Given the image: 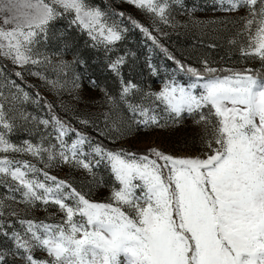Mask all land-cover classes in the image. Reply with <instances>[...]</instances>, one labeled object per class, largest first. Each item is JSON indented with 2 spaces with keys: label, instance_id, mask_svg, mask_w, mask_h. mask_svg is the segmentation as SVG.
Segmentation results:
<instances>
[{
  "label": "snow or ice",
  "instance_id": "obj_1",
  "mask_svg": "<svg viewBox=\"0 0 264 264\" xmlns=\"http://www.w3.org/2000/svg\"><path fill=\"white\" fill-rule=\"evenodd\" d=\"M124 2L164 24L170 22L169 0ZM226 2L229 7L224 8L225 0H220L223 11L245 10L230 22L240 27L229 43L239 41L241 57L259 59L260 69L214 68L207 61L197 69L168 54L188 81L172 74L158 91L143 93L146 106L127 99L140 89L120 77L119 99L131 122L119 112L115 118L111 111L104 112L105 127L97 129L100 136L116 133L119 139L133 126L138 131L163 128L190 118L201 128L204 151L177 157L155 147L146 154L106 149L62 120L38 91L33 97L26 90L35 86L25 80V72L53 88L65 87L32 68L52 66L66 74L76 65L86 67L78 54L70 62L63 59L71 46L67 42L59 52L49 54V41L65 35L53 32L54 21L66 18L69 28L86 32L93 47L103 45L107 52L127 30L117 20L125 13L102 10L89 0H0V60L14 66L6 71L8 65L0 64V184L20 194L18 201L15 196L7 199L24 205L18 211L0 199V217H15L20 225L8 232L0 219V236L13 245L0 247V264H10L9 257L11 264H264V0ZM128 20L158 45L147 27L132 17ZM162 51L167 54V49ZM124 63V57H118L108 67L119 77ZM148 67L153 76L158 75L150 63ZM80 80L77 74L71 82L73 90L81 87ZM89 83L97 87L94 79ZM101 91L114 107L115 97ZM42 100L50 118L32 115L24 107ZM76 119L86 126L93 124L87 117ZM17 132L39 134L40 141L15 143L10 137ZM70 133L75 138L69 143ZM16 155L31 156L44 168ZM57 164L85 170L97 187L105 185L95 179L93 169L104 165L113 181L106 201L90 199L91 189L78 190L46 170ZM38 203L45 210L55 206L59 219L23 218L21 212ZM37 249L45 258L34 256Z\"/></svg>",
  "mask_w": 264,
  "mask_h": 264
},
{
  "label": "rangeland",
  "instance_id": "obj_2",
  "mask_svg": "<svg viewBox=\"0 0 264 264\" xmlns=\"http://www.w3.org/2000/svg\"><path fill=\"white\" fill-rule=\"evenodd\" d=\"M94 6H99L102 10L118 11L125 13L123 18L117 17L121 26L127 29L123 33L120 41L110 45V51H105L104 46L93 47V41L86 32H80L75 26L69 28L66 18L54 21L53 32L64 31L65 35L57 39H51L47 46L49 54L59 52L64 42L71 46L63 52V59L71 61L73 55L78 54L86 62V67L74 66V70H67L66 74L59 72L52 66L32 68L34 71L42 72L49 80L59 81L65 84L64 88H53L38 77L24 73L25 80L35 87L26 88L35 97L38 91L40 96L54 106L55 113L72 127L89 136L93 143H101L103 147L110 150L125 149L138 154H146L149 149L155 147L158 150L177 157L200 155L204 149L200 146L199 133L201 128L194 126L190 118L184 119L179 125H169L163 128H149L137 130L133 126L132 130L125 136L116 139V133L111 137L100 136L97 129H104V112H112L113 118L117 112L125 121L131 122V114L123 101L119 99L120 77L124 81H131L136 84L140 91L134 92L127 99L136 104L144 103L147 100L141 99L143 93L148 90L158 91L164 79H168L172 74H176L181 82H187L188 77L177 71V65L173 60H169L170 54L176 60L194 68H203V62L207 61L209 66L214 68L229 69H260L259 59L242 58L239 52V41L236 45L229 43V40L236 36V31L240 27L237 23L233 27L231 21L238 20V17L245 14V10L239 12H227L221 10L220 0H169V24H164L152 17L146 11L137 9L135 6L124 2V0H89ZM224 8L229 7L226 0ZM128 17H132L139 23L147 27L152 36L158 41L154 44L151 39L144 35L139 29L133 27ZM167 49V54L162 51ZM118 57H124L125 63L120 66V76L118 77L108 67L110 61ZM149 63L157 69L158 75L153 76L148 67ZM0 64H7L6 71L14 68L9 61L0 60ZM19 70V69H16ZM81 76L78 81L81 87L73 90L72 81L76 75ZM17 83H21L14 75L11 77ZM90 79L96 81L97 87L90 86ZM67 81V83H65ZM101 88L115 97V106H110L107 97ZM75 97V98H74ZM26 110L32 115L41 118H50L48 110L43 106V100L39 105L26 104ZM162 116L163 113L159 112ZM186 115V114H185ZM76 117H87L93 121L92 125L81 124ZM43 126H41L42 128ZM51 131V129H48ZM75 138V133H70L66 138L70 143ZM10 139L15 143H20L24 139H30L33 143L40 141V135H30L26 132H17ZM87 151V146L85 148ZM11 155V154H10ZM17 159L28 160L35 163L37 167L44 168L43 162L31 156H19ZM51 175L59 179L70 181L78 190L89 194V198L105 202L109 195V186L112 184V177L109 170L100 165L93 171L97 181L103 180L105 186L97 187L93 184V177L85 170L76 168L69 164H57L46 169ZM42 179V177H41ZM15 196L20 199V194L12 193L8 186L0 184V199H5L6 204H12L18 211L24 208L22 204H13L9 197ZM23 218L34 219L36 221L46 220L54 222L59 219V213L55 206L49 205L47 210L43 204L38 203L27 213L21 212ZM50 216L54 220H49ZM5 220V228L8 232L12 228L20 229L15 217H0ZM11 222L12 227L8 226ZM12 242L4 236H0V247L11 248ZM38 259L45 258V253L40 250L34 252ZM11 264V257L8 258ZM16 264H20L19 261Z\"/></svg>",
  "mask_w": 264,
  "mask_h": 264
},
{
  "label": "trees",
  "instance_id": "obj_3",
  "mask_svg": "<svg viewBox=\"0 0 264 264\" xmlns=\"http://www.w3.org/2000/svg\"><path fill=\"white\" fill-rule=\"evenodd\" d=\"M199 69H202V68H199Z\"/></svg>",
  "mask_w": 264,
  "mask_h": 264
}]
</instances>
